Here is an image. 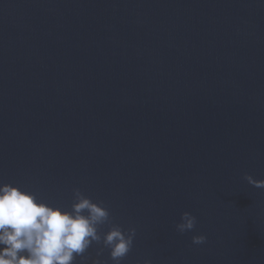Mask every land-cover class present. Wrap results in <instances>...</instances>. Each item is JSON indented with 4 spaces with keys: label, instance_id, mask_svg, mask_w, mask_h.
<instances>
[{
    "label": "water",
    "instance_id": "1",
    "mask_svg": "<svg viewBox=\"0 0 264 264\" xmlns=\"http://www.w3.org/2000/svg\"><path fill=\"white\" fill-rule=\"evenodd\" d=\"M245 175L264 179V0H0V183L103 202L101 235L136 229L120 264H264ZM101 246L83 264H112Z\"/></svg>",
    "mask_w": 264,
    "mask_h": 264
},
{
    "label": "clouds",
    "instance_id": "2",
    "mask_svg": "<svg viewBox=\"0 0 264 264\" xmlns=\"http://www.w3.org/2000/svg\"><path fill=\"white\" fill-rule=\"evenodd\" d=\"M249 184L264 188V179L245 175ZM110 213L103 202H95L78 188L73 189L70 209L53 206L37 199L30 191L10 183H0V264H74L77 256L81 262L87 259L86 250L93 244L99 256L105 248L112 264L121 260L132 248L136 229L122 230L111 225L101 235L98 225L108 223ZM196 217L190 212L181 213L176 230L191 231ZM206 236L193 235L192 243H204ZM93 264H102L94 260ZM137 264H151L150 259Z\"/></svg>",
    "mask_w": 264,
    "mask_h": 264
}]
</instances>
